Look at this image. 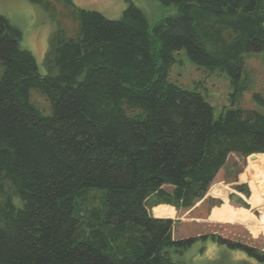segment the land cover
<instances>
[{
    "label": "trees",
    "instance_id": "obj_1",
    "mask_svg": "<svg viewBox=\"0 0 264 264\" xmlns=\"http://www.w3.org/2000/svg\"><path fill=\"white\" fill-rule=\"evenodd\" d=\"M125 1L119 18L76 9L79 36L56 33L51 43L54 74L39 72L0 13V264H185L167 248L207 236L175 239L174 220L150 208H190L230 153L264 155L261 112L230 107L214 117L199 92L168 80L183 48L237 86L244 52L264 51V0H159L177 11L152 25ZM31 88L49 99V115ZM96 188L100 204L82 207Z\"/></svg>",
    "mask_w": 264,
    "mask_h": 264
},
{
    "label": "rangeland",
    "instance_id": "obj_2",
    "mask_svg": "<svg viewBox=\"0 0 264 264\" xmlns=\"http://www.w3.org/2000/svg\"><path fill=\"white\" fill-rule=\"evenodd\" d=\"M42 4L28 0H0V13L11 24L16 25L22 34L19 45L30 50L36 58L41 74L56 73L50 66L52 42L56 33L65 37L77 38L80 24L76 18V9H93L107 18H119L126 6L125 0H40ZM145 13L150 25L165 15L176 14L173 4L163 5L159 0H132ZM231 33V32H230ZM222 36L231 38L227 29ZM176 62L170 67L168 80L187 89L199 92L212 106V114L218 117L226 108L240 107L253 109L264 115V51L244 52L243 71L236 85L232 84L226 71L206 69L187 57L185 49L176 53ZM0 63V77L4 73ZM30 100L49 115L52 110L49 99L37 89L31 88ZM244 184L249 189V196L236 186ZM163 188L171 192L172 187ZM86 194L82 207L94 208L100 204L103 191L92 189ZM101 192V193H100ZM3 199L0 192V200ZM246 202V206L240 200ZM252 205V212L246 208ZM246 207V208H245ZM174 220L171 237H197L186 249L175 251L168 247L173 261L185 264H264L249 255L240 247H230L218 242L209 234L221 236L230 242H237L264 252V155L254 154L247 158L230 153L218 170L206 195L195 201L193 206L181 210L171 204L153 205L150 210ZM259 213L261 214L259 216ZM165 217V216H164ZM162 217V218H164Z\"/></svg>",
    "mask_w": 264,
    "mask_h": 264
}]
</instances>
